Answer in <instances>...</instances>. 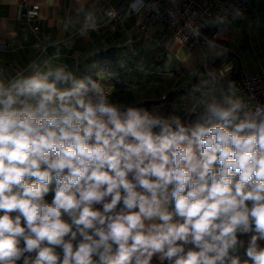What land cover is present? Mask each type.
<instances>
[{"label":"clouds","instance_id":"9594fccd","mask_svg":"<svg viewBox=\"0 0 264 264\" xmlns=\"http://www.w3.org/2000/svg\"><path fill=\"white\" fill-rule=\"evenodd\" d=\"M29 70L0 80V264H264V103L209 73L165 116Z\"/></svg>","mask_w":264,"mask_h":264},{"label":"crops","instance_id":"0c3cea01","mask_svg":"<svg viewBox=\"0 0 264 264\" xmlns=\"http://www.w3.org/2000/svg\"><path fill=\"white\" fill-rule=\"evenodd\" d=\"M26 1L39 6V42L19 29L22 0H0V44L6 45L0 48V80L4 82L18 73L30 74L25 71L28 65L44 60H50L52 67L66 65L78 77L104 78L102 84L110 83L108 95L111 88L121 89L118 85L123 82L131 87L149 82L167 84L171 90L192 76L199 75L200 82L206 80L201 72L205 70L200 63L203 55L213 75L231 66V71L219 78L224 84L241 69L264 71V0H249L250 8L227 26L219 46L204 45L192 54L176 42L171 47L174 40L161 24L148 19L144 8L132 10L134 0ZM113 8H119L121 16L108 20L105 11ZM88 13H92L91 20H86ZM164 50L172 54L171 61L182 73L158 67ZM151 52L154 54L148 56ZM137 72H145V76L139 78Z\"/></svg>","mask_w":264,"mask_h":264},{"label":"built area","instance_id":"2783aa9c","mask_svg":"<svg viewBox=\"0 0 264 264\" xmlns=\"http://www.w3.org/2000/svg\"><path fill=\"white\" fill-rule=\"evenodd\" d=\"M143 3L146 17L161 24L176 44L189 54L200 51L204 45L219 46L227 26L238 18L235 8L242 13L250 8L249 0H143ZM38 9V4L22 0L18 24L21 31L30 32L39 42ZM105 16L108 20L118 19L121 10H106ZM0 48L5 49L6 45L0 44ZM233 80L246 98L254 97L264 103V71L241 69Z\"/></svg>","mask_w":264,"mask_h":264},{"label":"trees","instance_id":"16d2710c","mask_svg":"<svg viewBox=\"0 0 264 264\" xmlns=\"http://www.w3.org/2000/svg\"><path fill=\"white\" fill-rule=\"evenodd\" d=\"M205 58V56H204ZM205 66L209 67V64L206 62L205 58ZM206 68V67H204ZM207 73H204V78L206 80L212 79V76L209 75L210 71L205 69ZM235 75V74H234ZM93 80H96L98 83L101 84V86L107 91L108 95V84H102L105 82V79L99 76H91ZM200 83L199 75L192 76L183 84V86L175 89L169 90L163 97L158 99H144L141 101L136 102L135 104L131 106H140L147 108L149 111L160 114V115H177L180 117L186 116L187 108L190 106L191 96L190 93H192V89L194 85H197ZM119 83H115V85H118ZM121 89H125L128 87H131V85L127 82H123L120 85H118ZM195 95H199V93H196ZM153 264H157V262L153 261Z\"/></svg>","mask_w":264,"mask_h":264},{"label":"rangeland","instance_id":"374dc122","mask_svg":"<svg viewBox=\"0 0 264 264\" xmlns=\"http://www.w3.org/2000/svg\"><path fill=\"white\" fill-rule=\"evenodd\" d=\"M174 43L175 41H170V46L171 47L174 46ZM153 54L154 52L148 53V56L153 55ZM159 57L161 61L158 67L163 66L165 68H168V70L169 69L173 70L174 72L178 74H180V72L182 73V69L178 70L177 64L171 61L172 54L170 52H167L164 50V52L162 51ZM200 63H202L203 68L206 67L205 69L210 71L209 67L205 66L204 64L205 63L204 56H202V60L200 61ZM149 65H151L152 67H157V65H152L151 63H149ZM154 70L155 69L153 68L152 69L153 73L155 72ZM201 72H202V75H204V73L205 74L207 73V71H205L204 69ZM137 74H138L137 77L139 76V78H142L143 76H145V72H137ZM214 76L217 77L219 83H223V81L222 82L220 81L219 75H214ZM154 84H155L154 82H149V83L143 84V87L132 86V87H128L125 89L111 88L110 90L111 93L109 95V98L110 100L114 102L121 103L126 106H131L135 104L136 102H138L140 97L143 99H158V98L163 97L170 90L167 84L163 86L162 85L155 86Z\"/></svg>","mask_w":264,"mask_h":264}]
</instances>
